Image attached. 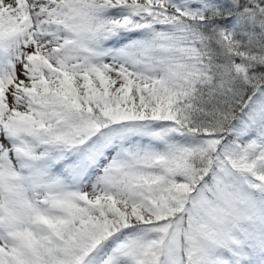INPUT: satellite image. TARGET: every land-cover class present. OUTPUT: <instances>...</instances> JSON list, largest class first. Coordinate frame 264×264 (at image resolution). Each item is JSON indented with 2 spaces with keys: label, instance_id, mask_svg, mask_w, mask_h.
Masks as SVG:
<instances>
[{
  "label": "snow or ice",
  "instance_id": "1",
  "mask_svg": "<svg viewBox=\"0 0 264 264\" xmlns=\"http://www.w3.org/2000/svg\"><path fill=\"white\" fill-rule=\"evenodd\" d=\"M0 264H264V0H0Z\"/></svg>",
  "mask_w": 264,
  "mask_h": 264
}]
</instances>
